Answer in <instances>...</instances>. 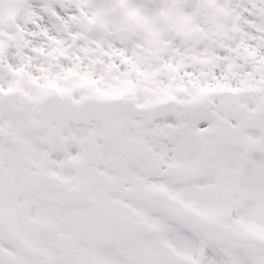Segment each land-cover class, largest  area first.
I'll list each match as a JSON object with an SVG mask.
<instances>
[{"label": "snow or ice", "instance_id": "6c2138e0", "mask_svg": "<svg viewBox=\"0 0 264 264\" xmlns=\"http://www.w3.org/2000/svg\"><path fill=\"white\" fill-rule=\"evenodd\" d=\"M0 264H264V0H0Z\"/></svg>", "mask_w": 264, "mask_h": 264}]
</instances>
